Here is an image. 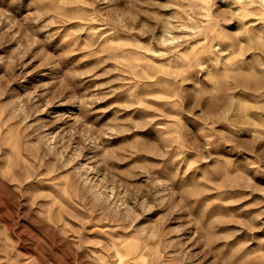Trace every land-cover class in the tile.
Returning a JSON list of instances; mask_svg holds the SVG:
<instances>
[{
	"label": "clouds",
	"instance_id": "clouds-1",
	"mask_svg": "<svg viewBox=\"0 0 264 264\" xmlns=\"http://www.w3.org/2000/svg\"><path fill=\"white\" fill-rule=\"evenodd\" d=\"M0 264H264V0H0Z\"/></svg>",
	"mask_w": 264,
	"mask_h": 264
}]
</instances>
